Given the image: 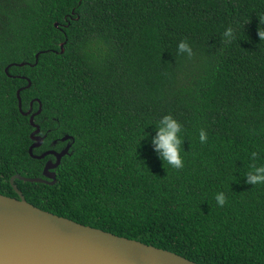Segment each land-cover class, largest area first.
<instances>
[{
  "label": "trees",
  "instance_id": "16d2710c",
  "mask_svg": "<svg viewBox=\"0 0 264 264\" xmlns=\"http://www.w3.org/2000/svg\"><path fill=\"white\" fill-rule=\"evenodd\" d=\"M261 17L264 0H0V194L53 160L27 154V80L21 111L37 100L45 135L31 153L70 143L52 185L13 180L27 203L198 264H264V184L246 183L264 166ZM165 115L182 126L180 170L151 143Z\"/></svg>",
  "mask_w": 264,
  "mask_h": 264
},
{
  "label": "water",
  "instance_id": "95a60500",
  "mask_svg": "<svg viewBox=\"0 0 264 264\" xmlns=\"http://www.w3.org/2000/svg\"><path fill=\"white\" fill-rule=\"evenodd\" d=\"M61 46L62 43L59 44L60 52ZM12 65L21 67L23 63ZM9 66L4 68V73ZM26 82L15 91V98L18 112L28 116V124L33 128L27 154L33 159L50 156L53 160L44 162L41 177L14 175L9 178L16 198L0 194V264H198L169 251L56 216L24 200L12 184L13 180L52 185L55 181L53 170L70 147L67 142L59 151L45 150L33 156V147H39L45 135L39 136V129L32 122L33 116L40 111L37 100H34L37 103L34 113H31V102L26 111H21L19 92L29 86ZM67 140L71 138L63 136L59 142ZM54 144L52 141L51 145Z\"/></svg>",
  "mask_w": 264,
  "mask_h": 264
},
{
  "label": "clouds",
  "instance_id": "9594fccd",
  "mask_svg": "<svg viewBox=\"0 0 264 264\" xmlns=\"http://www.w3.org/2000/svg\"><path fill=\"white\" fill-rule=\"evenodd\" d=\"M259 22L260 24L264 23V17H261ZM258 36L260 41H264V29L258 28ZM223 37L225 44L232 43V41L236 39L235 30L232 27L226 28L223 32ZM177 52L180 55L186 54L189 59L194 56V52L186 40H182L178 44ZM181 131V124L175 120L172 115H165L156 126V135L151 141L159 158L176 170H180L184 167V161L181 157L182 140L179 135ZM199 140L202 144L207 143L208 136L203 129L199 132ZM251 156L252 159L255 160L257 158V153L253 152ZM251 169L252 170L246 174V183L252 186L264 184V166L252 164ZM215 200L220 207H223L227 203V197L223 192L217 193Z\"/></svg>",
  "mask_w": 264,
  "mask_h": 264
},
{
  "label": "flooded vegetation",
  "instance_id": "af4514ba",
  "mask_svg": "<svg viewBox=\"0 0 264 264\" xmlns=\"http://www.w3.org/2000/svg\"><path fill=\"white\" fill-rule=\"evenodd\" d=\"M31 113H34V111H31ZM32 120H34V116H33ZM32 122H33V121H32ZM33 124H34V122H33ZM32 130H33V128H32ZM38 135H39V134H38ZM39 136H40V135H39ZM33 143H34V142H33ZM65 144H66V143H65ZM65 144H64V146H65ZM64 146H63V147H64ZM63 147H62V148H63ZM37 148H38V147H37ZM62 148H61V149H62ZM34 149H36V148L33 147L32 150H34ZM58 151H59V150H58ZM33 156H34V155H33ZM50 160H51V159H50Z\"/></svg>",
  "mask_w": 264,
  "mask_h": 264
}]
</instances>
